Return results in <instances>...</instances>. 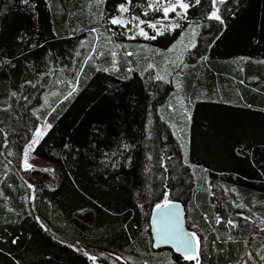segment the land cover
I'll return each instance as SVG.
<instances>
[{
    "label": "trees",
    "instance_id": "1",
    "mask_svg": "<svg viewBox=\"0 0 264 264\" xmlns=\"http://www.w3.org/2000/svg\"><path fill=\"white\" fill-rule=\"evenodd\" d=\"M213 1L144 39L153 0H0V264H196L152 248L165 199L200 264H264V0H224L219 20ZM39 121L53 171L21 168Z\"/></svg>",
    "mask_w": 264,
    "mask_h": 264
},
{
    "label": "rangeland",
    "instance_id": "2",
    "mask_svg": "<svg viewBox=\"0 0 264 264\" xmlns=\"http://www.w3.org/2000/svg\"><path fill=\"white\" fill-rule=\"evenodd\" d=\"M164 2L165 3H168V2L175 3V0H164ZM220 4L221 3L219 2V0H214L213 4H212V8H213L212 13L216 12L218 16H219L218 7H219ZM161 11H162V9H161ZM60 12H61V9H60V7H58L56 9V13L59 14ZM178 13H180V15H178ZM183 13H184V10H182L180 8H177L176 11L169 12L168 16L166 18L164 16L163 11H162V15L159 17V19H157L154 22H147L146 25H144V26H141L139 24V27H137V26L135 27V29H136L135 32L138 34L140 29L142 28L144 30V32H146L148 34V37H151L150 33H149L150 31H148V29H151L156 35H157V31H159L161 33V32H163L165 30H170L175 25H177L179 21L183 20ZM212 13L209 15L210 17H212ZM119 19H122V18H119ZM148 24H156L157 28L156 29L150 28V27H148ZM139 36H141L144 39H148V38H145V36H142V35H139ZM95 37H96V39H98V35H95ZM196 37H197L196 30L187 29L186 32H183L181 37L173 44V46L169 49V51L175 53V54H173V56H174L173 58H174V62L175 63L179 62V60L182 59L183 56L185 57V55H187L188 52L193 49V46L196 44ZM99 42H100L101 45H104V40L103 39H100V41L96 40V44H99ZM142 52L143 53L146 52V48L143 49ZM83 53L84 52H82V54H81L82 56H83ZM168 62H170L169 58L166 59L165 63L168 64ZM66 78H67V76L65 77V79ZM61 86H62V83H61ZM178 102L181 103V101H178ZM181 109H182V112H183V106H181ZM37 129H39L40 132H41V135L38 138V142H39V140L41 139L43 134L47 131L48 125L44 121H39L37 123V126H36V128L34 130V133H33L32 137H31L30 141L24 147V150H23V153H22V159H21V168L24 169V170L38 169V170H44V171H53V170L56 169V166L54 164L45 162V161H43V160H41V159H39V158H37V157H35L33 155V149L38 143V142L37 143H33V141L37 140V135H36ZM26 150H27V156L25 155ZM25 159H27L28 164L31 166L30 168H25ZM225 203H226V205H228V203L226 201H225ZM228 206H230V208H232L233 205H228ZM224 212H226V210ZM237 213L240 216L244 215L243 212H241V211H238ZM229 221H231L232 223L230 224ZM238 223H240V222L238 221ZM238 223H237V220L232 218V217H230L228 220H226V224L228 226V229H230V231L233 230V229H236L239 226ZM263 225H264V222H262V224L259 225V226L256 225V227H259V229L257 228L258 230L253 229L252 227H249V228H251L252 230L256 231L257 234L259 233L260 235L264 236V230H263L264 227H263ZM187 230H188V233H195L196 234V237H197V240L199 241V246H200L199 234L197 232H195L193 230V228H188ZM195 243H196V241H195ZM199 246L197 247V245H196V251L199 249ZM160 252H161V250H160ZM119 259H120L119 256H115L112 263H114L115 261H117ZM187 260H189V259H187ZM115 264H117V263L115 262Z\"/></svg>",
    "mask_w": 264,
    "mask_h": 264
},
{
    "label": "water",
    "instance_id": "3",
    "mask_svg": "<svg viewBox=\"0 0 264 264\" xmlns=\"http://www.w3.org/2000/svg\"><path fill=\"white\" fill-rule=\"evenodd\" d=\"M185 220L186 211L181 203H170L168 208H154L149 220L152 248L157 251L170 250L184 257L182 254L184 249L180 241L188 234ZM187 238L191 239L190 236ZM193 251H196L195 241H193Z\"/></svg>",
    "mask_w": 264,
    "mask_h": 264
},
{
    "label": "snow or ice",
    "instance_id": "4",
    "mask_svg": "<svg viewBox=\"0 0 264 264\" xmlns=\"http://www.w3.org/2000/svg\"><path fill=\"white\" fill-rule=\"evenodd\" d=\"M27 2H28V0H24V3H27ZM129 2H130V0H129ZM197 2H199V0H197ZM219 2L223 3V0H219ZM189 6L190 5L184 3L183 0H175V3H170V2L165 3L164 0H153V3H150L148 5V7H150V8L151 7L161 8L163 13H164V16L166 18L168 16L169 12H174V11H176L177 8H180L182 10H186ZM120 11H121V13L127 12L128 8L125 5L122 4L120 6ZM178 15H180V13H178ZM212 17L215 18V19H218V20L220 19V17L217 15L216 12L212 13ZM132 19L136 20L138 18L137 17H133ZM110 23L113 24V25H117V24L125 25L126 21H124L122 19H119V18H112L110 20ZM144 23H145V21H142V20L139 21V24H144ZM139 24H137L136 26L139 27ZM175 26H178V25H175ZM148 27L156 29L157 25L156 24H148ZM93 31H95V30H93ZM138 34L142 35V36H145V38H153L154 39V37H148V34L146 32H144V30L142 28L140 29ZM159 34H161V33L159 31H157V35H159ZM151 67H152V65H149V68H151ZM36 135H37V140L33 141V143H37L38 142V138L41 135V132H40L39 129H37ZM25 155L27 156V150H26ZM30 167L31 166L28 164L27 159H25V168H30ZM29 187H32V186L29 185ZM169 203L170 202L167 199H165L163 204H157L156 207L157 208H168L169 207ZM229 223L231 224L232 222L229 221ZM157 231H159V229H157ZM188 236H190L191 239H188L187 238ZM193 241H196V245L198 247L199 246V241L197 240V237H196L195 233H188L185 237L181 238V241H180L181 242V246L184 249V252L182 254L184 255L185 259L196 260V264H200L198 251H193ZM89 259L95 261L96 258L90 256ZM262 259H264V257H262Z\"/></svg>",
    "mask_w": 264,
    "mask_h": 264
},
{
    "label": "flooded vegetation",
    "instance_id": "5",
    "mask_svg": "<svg viewBox=\"0 0 264 264\" xmlns=\"http://www.w3.org/2000/svg\"><path fill=\"white\" fill-rule=\"evenodd\" d=\"M198 251V250H197Z\"/></svg>",
    "mask_w": 264,
    "mask_h": 264
}]
</instances>
